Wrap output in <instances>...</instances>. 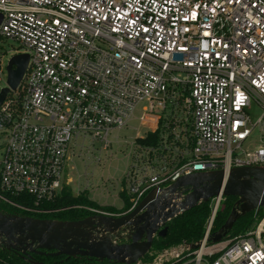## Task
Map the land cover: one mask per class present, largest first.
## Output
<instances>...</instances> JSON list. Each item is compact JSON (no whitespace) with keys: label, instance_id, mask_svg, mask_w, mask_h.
<instances>
[{"label":"built area","instance_id":"1","mask_svg":"<svg viewBox=\"0 0 264 264\" xmlns=\"http://www.w3.org/2000/svg\"><path fill=\"white\" fill-rule=\"evenodd\" d=\"M0 16V92L9 60L28 56L0 105L1 193L52 201L71 184L67 164L95 143L108 152L143 103L147 131L129 144L121 180L128 211L197 172L264 168V0H0ZM8 40L20 50L5 62ZM158 129L157 146L138 143ZM224 200H210L198 242L136 264H264L261 210L244 233L210 242Z\"/></svg>","mask_w":264,"mask_h":264},{"label":"water","instance_id":"2","mask_svg":"<svg viewBox=\"0 0 264 264\" xmlns=\"http://www.w3.org/2000/svg\"><path fill=\"white\" fill-rule=\"evenodd\" d=\"M27 63V55L9 60L8 88L0 92V105L21 83ZM220 193L237 200L224 225L210 236L212 243L221 241L240 217L257 210L264 212V168L232 169L226 179L221 171L197 172L165 189L152 190L132 211L115 217L92 215L60 221L0 211V249L16 252L26 264H42L28 256L41 255V251L53 252L49 257L136 264L152 248L156 237L166 236L168 222L201 203H209Z\"/></svg>","mask_w":264,"mask_h":264},{"label":"trees","instance_id":"3","mask_svg":"<svg viewBox=\"0 0 264 264\" xmlns=\"http://www.w3.org/2000/svg\"><path fill=\"white\" fill-rule=\"evenodd\" d=\"M161 130L148 133L143 139L138 140L143 146H157ZM0 196L5 200H0V211L7 214L27 216L36 219H52L60 221H77L92 216L89 209H96L111 215H121L130 209V203L124 191L120 192V197L124 201V208L117 210L113 207L99 206L90 200L87 193L83 192L73 195L69 188L64 187L60 195L52 201H42L38 204L27 196L13 197L0 192ZM236 198H225L226 207L220 211L216 217L212 234L216 233L227 220ZM210 213L209 203H201L193 209L179 215L167 223V234L164 238L156 237L152 244V250L161 249L181 242H198L204 232V224ZM253 212L240 217L233 225L232 229L224 236H233L244 233L253 223ZM243 226L236 229L237 226ZM211 234V235H212ZM223 238V239H224ZM0 264H26L17 255L8 253L0 249ZM95 264V263H91ZM97 264V263H96ZM107 264V262L99 263Z\"/></svg>","mask_w":264,"mask_h":264},{"label":"rangeland","instance_id":"4","mask_svg":"<svg viewBox=\"0 0 264 264\" xmlns=\"http://www.w3.org/2000/svg\"><path fill=\"white\" fill-rule=\"evenodd\" d=\"M1 47L7 52L4 57L5 62H7L15 52H19L20 50L17 43L9 40L4 41ZM143 106H145V103L137 107L134 113L135 119L132 120L127 127L112 134L113 144L108 152L102 151L100 146L95 143V150L92 153L84 149L79 157H74L72 161L67 164V167L64 168V175L71 179V184L65 187L69 188L73 195L77 194V189H85L84 192H87L89 198L98 205H104L106 203L107 205L113 204L118 210L124 208V201L120 197V192L122 191L121 180L123 173L126 166L129 164V159L127 158L129 144L136 139L137 133L139 137H143L147 131L146 127L139 126L136 120L142 115ZM259 115L260 111L253 107L250 111L252 122L257 120ZM116 138H118V141H116ZM257 138V132H254L251 136V140L256 141ZM3 144L4 141L0 138V159L4 153ZM89 144L88 141L85 142L87 147ZM110 153L112 155H110ZM97 159H99V163L96 162ZM225 207L226 202L223 203L221 211L224 210ZM241 227L243 226H237L236 229Z\"/></svg>","mask_w":264,"mask_h":264},{"label":"flooded vegetation","instance_id":"5","mask_svg":"<svg viewBox=\"0 0 264 264\" xmlns=\"http://www.w3.org/2000/svg\"><path fill=\"white\" fill-rule=\"evenodd\" d=\"M8 252V251H7ZM8 253L17 255L16 252L9 251ZM41 255H34L29 253V257L36 263H42V264H91L95 263V260L93 259H87V258H77V259H67L65 256H58V257H49L50 253L49 251H41Z\"/></svg>","mask_w":264,"mask_h":264},{"label":"crops","instance_id":"6","mask_svg":"<svg viewBox=\"0 0 264 264\" xmlns=\"http://www.w3.org/2000/svg\"><path fill=\"white\" fill-rule=\"evenodd\" d=\"M86 193H87V192H86ZM87 196H88V198H89L88 193H87ZM89 199H90V198H89ZM90 200H91V199H90ZM92 201H93V200H92ZM114 201H115V199H114ZM105 204H106V203H105ZM105 204H104V205H99V206H107V207H113V208H115L113 204H112V205H107V204L105 205ZM115 209H116V208H115ZM117 210H118V209H117ZM121 210H122V209H121Z\"/></svg>","mask_w":264,"mask_h":264}]
</instances>
